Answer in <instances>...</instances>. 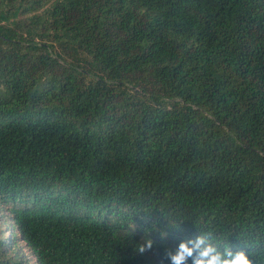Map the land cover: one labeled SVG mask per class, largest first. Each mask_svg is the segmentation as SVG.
Masks as SVG:
<instances>
[{
	"label": "trees",
	"instance_id": "16d2710c",
	"mask_svg": "<svg viewBox=\"0 0 264 264\" xmlns=\"http://www.w3.org/2000/svg\"><path fill=\"white\" fill-rule=\"evenodd\" d=\"M0 215V264H264V0H0Z\"/></svg>",
	"mask_w": 264,
	"mask_h": 264
},
{
	"label": "clouds",
	"instance_id": "9594fccd",
	"mask_svg": "<svg viewBox=\"0 0 264 264\" xmlns=\"http://www.w3.org/2000/svg\"><path fill=\"white\" fill-rule=\"evenodd\" d=\"M153 243V239L148 238L135 247V252L143 254L152 248ZM190 243L192 246H189ZM167 256L172 264H187L189 257H192V264H254L252 256L246 250L226 249L221 252L211 243H206L204 236H199L194 241L181 242L178 249L174 253L168 252Z\"/></svg>",
	"mask_w": 264,
	"mask_h": 264
},
{
	"label": "rangeland",
	"instance_id": "374dc122",
	"mask_svg": "<svg viewBox=\"0 0 264 264\" xmlns=\"http://www.w3.org/2000/svg\"><path fill=\"white\" fill-rule=\"evenodd\" d=\"M1 218L2 217H0V224L2 225V228L4 230L5 236L8 238L10 232L8 231V227L7 226L10 225L11 223L10 222H5ZM17 249L30 264H39L35 254L33 252V250L25 242H23L22 240L19 241Z\"/></svg>",
	"mask_w": 264,
	"mask_h": 264
}]
</instances>
